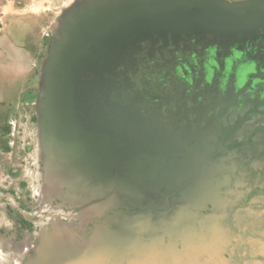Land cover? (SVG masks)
Wrapping results in <instances>:
<instances>
[{"label":"flooded vegetation","instance_id":"flooded-vegetation-1","mask_svg":"<svg viewBox=\"0 0 264 264\" xmlns=\"http://www.w3.org/2000/svg\"><path fill=\"white\" fill-rule=\"evenodd\" d=\"M147 58L126 172L95 201L88 193L84 212L104 229L193 249L186 264H264V36L240 51L190 42ZM203 234L225 244L203 254Z\"/></svg>","mask_w":264,"mask_h":264},{"label":"water","instance_id":"water-1","mask_svg":"<svg viewBox=\"0 0 264 264\" xmlns=\"http://www.w3.org/2000/svg\"><path fill=\"white\" fill-rule=\"evenodd\" d=\"M263 36L264 0L78 3L64 17L42 73L39 122L46 165L57 182L99 195L117 171L126 172L120 158L132 138L133 90L150 53L190 42L240 51ZM223 238L203 234L201 252ZM156 243L107 233L87 258L58 251L63 244L45 249L33 264H186L194 253Z\"/></svg>","mask_w":264,"mask_h":264},{"label":"rangeland","instance_id":"rangeland-1","mask_svg":"<svg viewBox=\"0 0 264 264\" xmlns=\"http://www.w3.org/2000/svg\"><path fill=\"white\" fill-rule=\"evenodd\" d=\"M83 1L0 0V264H33L45 249L63 244L58 251L73 249L87 258L107 233L132 235L101 227L84 212L88 193L57 182L45 161L43 68L64 17ZM89 196L93 202L98 193Z\"/></svg>","mask_w":264,"mask_h":264},{"label":"crops","instance_id":"crops-1","mask_svg":"<svg viewBox=\"0 0 264 264\" xmlns=\"http://www.w3.org/2000/svg\"><path fill=\"white\" fill-rule=\"evenodd\" d=\"M260 82H263V80H261V79H259V78H255L254 80H253V83H249V85H248V87L246 88V91L248 92V93H251V92H253V90H252V87H253V84H259ZM263 94H264V92H263Z\"/></svg>","mask_w":264,"mask_h":264}]
</instances>
